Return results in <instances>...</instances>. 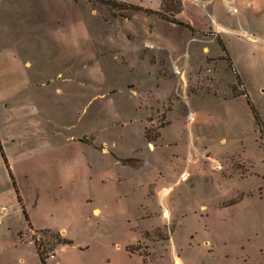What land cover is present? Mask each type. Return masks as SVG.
<instances>
[{
  "label": "rangeland",
  "instance_id": "obj_1",
  "mask_svg": "<svg viewBox=\"0 0 264 264\" xmlns=\"http://www.w3.org/2000/svg\"><path fill=\"white\" fill-rule=\"evenodd\" d=\"M212 2L218 35L74 0L70 34L24 50L0 96V264H42L34 243L45 264H264V0Z\"/></svg>",
  "mask_w": 264,
  "mask_h": 264
},
{
  "label": "crops",
  "instance_id": "obj_2",
  "mask_svg": "<svg viewBox=\"0 0 264 264\" xmlns=\"http://www.w3.org/2000/svg\"><path fill=\"white\" fill-rule=\"evenodd\" d=\"M114 1L136 6L140 8L138 10L152 14L159 23L160 21L163 22L161 19L164 6L163 0ZM22 2H24V7L21 9L18 8L19 3L16 0H10V5L13 3V6H11L12 11L17 18L4 20L2 15L0 16V96L4 104H7L5 103L7 100H18L20 98L21 93L19 92L23 83L21 81L23 79L22 73H24V70H30L33 66L34 57L30 52L27 54V51L24 50H27L35 43V40H39L41 37L46 39L50 35L57 34L55 33L57 32V25L60 26L61 35L66 29L70 34L74 0H22ZM64 2L66 8L68 7V12L64 11ZM202 3L204 6H202ZM42 5L43 7H41ZM212 6V0H179V11L174 13L172 18L178 22L176 24L186 27L191 32L199 33L212 29L217 33L220 30L222 31L223 27L207 13V8L211 10ZM41 11H43V14H41ZM41 15L44 17L42 18ZM27 80H24V84H28ZM31 245L33 244L30 243L29 247ZM23 246H26V244H23ZM32 248L34 255L39 259L34 245Z\"/></svg>",
  "mask_w": 264,
  "mask_h": 264
},
{
  "label": "trees",
  "instance_id": "obj_3",
  "mask_svg": "<svg viewBox=\"0 0 264 264\" xmlns=\"http://www.w3.org/2000/svg\"><path fill=\"white\" fill-rule=\"evenodd\" d=\"M102 1H104L106 4H109V5H114V4H116V5H120V6H122V7H124V6H127V7H132V8H135V9H140V8H138V7H136V6H132V5H127V4H123V3H117V2H115L114 0H102ZM170 2V3H172V2H174V8H173V14L174 13H176V12H178L179 11V0H163V5H166V3L165 2ZM164 7V6H163ZM161 17H163L164 19H169L168 21H170V22H173V23H178L174 18H172V16H164V14H161ZM243 93V92H242ZM237 95V94H236ZM147 136V135H146ZM14 190H15V188H14ZM15 192H16V190H15ZM17 199H18V196H17ZM44 233L42 232V236L40 235V233L37 235V237H36V240H38V241H40L41 239H43V240H50L51 238L53 239V240H58V241H63L62 239H60V238H58L57 236H56V234H52V235H50L49 234V236L47 237V236H45V235H43ZM42 237V238H41ZM34 247H35V249H36V252H37V254H38V257H39V260H40V262L42 263V264H45V258H47L48 257V253H50L51 252V249L48 247V246H45V244H44V246H40L39 245V243H34ZM50 249V250H49Z\"/></svg>",
  "mask_w": 264,
  "mask_h": 264
},
{
  "label": "built area",
  "instance_id": "obj_4",
  "mask_svg": "<svg viewBox=\"0 0 264 264\" xmlns=\"http://www.w3.org/2000/svg\"><path fill=\"white\" fill-rule=\"evenodd\" d=\"M202 6H204L203 3H202ZM230 10H232V8H230ZM148 46H149V44H148ZM175 72H178V69L176 67H175ZM0 213L5 214V207L4 206L0 207ZM0 223H1V221H0Z\"/></svg>",
  "mask_w": 264,
  "mask_h": 264
},
{
  "label": "bare ground",
  "instance_id": "obj_5",
  "mask_svg": "<svg viewBox=\"0 0 264 264\" xmlns=\"http://www.w3.org/2000/svg\"><path fill=\"white\" fill-rule=\"evenodd\" d=\"M163 214H165V212H164ZM166 214H167V213H166Z\"/></svg>",
  "mask_w": 264,
  "mask_h": 264
}]
</instances>
